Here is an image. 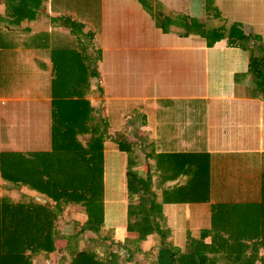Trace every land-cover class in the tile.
Instances as JSON below:
<instances>
[{"label":"crops","instance_id":"0c3cea01","mask_svg":"<svg viewBox=\"0 0 264 264\" xmlns=\"http://www.w3.org/2000/svg\"><path fill=\"white\" fill-rule=\"evenodd\" d=\"M13 1L16 14V4L0 0V167L21 168L22 155L34 168L54 155L56 110L69 121L59 124L65 155L76 156V143L104 142L103 261L116 253L117 264H152L168 244L178 264L189 232L214 216L244 263L264 264V0ZM66 48L79 53L69 60ZM80 60L85 66H75ZM198 121L205 151L183 140L186 130L198 135ZM246 157L258 164L253 176ZM150 166L145 181L131 172ZM189 166L196 177L183 175ZM16 184L20 194L38 193ZM217 201L227 213L213 212ZM65 227L57 236L73 240L78 229ZM70 253H52L51 264H79ZM156 257L166 264L165 252Z\"/></svg>","mask_w":264,"mask_h":264},{"label":"trees","instance_id":"16d2710c","mask_svg":"<svg viewBox=\"0 0 264 264\" xmlns=\"http://www.w3.org/2000/svg\"><path fill=\"white\" fill-rule=\"evenodd\" d=\"M96 4L97 7L92 12L95 13L94 16L100 10L99 3L96 2ZM12 7L14 8L13 14H16L19 5H12ZM5 19V17H0V22L5 21ZM98 26L97 23L94 24L95 29H98ZM4 32L3 30L0 31V35H3ZM73 48H66L69 52V60L70 53H79L77 50L74 52L75 49ZM4 55L5 53H2V56ZM75 66H85L84 61L80 60L78 64L76 62ZM53 113L52 130L56 133L53 137L55 139L54 155L40 153L44 155L39 157L41 160H38V166H34L35 169L30 168L31 163L27 164L28 159L23 158L22 155L15 156L17 162L21 163V168H15L6 161H3L4 164L0 167L2 177L6 181L5 186H0V264H37L34 257L38 259L49 257L51 259L53 253L55 257L62 258V254L69 251H71L70 254L73 255L74 259L79 260V264H117L116 253H112L108 260L103 261L99 251L108 238V234H110L108 228L105 227L104 142L96 141L94 147L91 143L87 147H82L76 143V156L65 155L63 147L66 145V139L62 138L60 125L64 126L69 121H60L57 111L54 110ZM76 114L77 118L81 119L80 122L83 123L80 129L87 130L88 117L84 112H77ZM157 122L160 124L159 118ZM194 124L197 126L198 135L189 139L191 131L186 130L183 133V140L192 143L194 150L201 145L202 150L205 151V137L201 134L202 123L199 124L198 121ZM189 126L190 123L187 127ZM165 128L164 125L156 126L158 132ZM192 140H196L197 143ZM148 147L151 154L155 143H149ZM119 149L123 150L122 148ZM187 155L183 152L184 160H186ZM193 156L194 154L190 155V160ZM197 156L200 158V164L205 165L207 161L203 158L204 155L198 154ZM36 158L38 159V157ZM220 167H223V164L219 165L218 169L222 174ZM151 170L150 166L147 171L133 169L131 172L136 173L137 178L145 181ZM190 171H193L192 177H196L198 171L190 170V166L184 170L183 175L188 177ZM31 178L33 180H30ZM129 179L131 177H127V180ZM18 181L30 185L32 189L50 200V203L46 205L22 200L23 196L18 192L19 187L16 184ZM220 185L222 186L221 182ZM222 202H216L214 213L228 210V206ZM76 207L83 208L86 213V220L82 224L77 220ZM234 210V204H231L230 211L233 212ZM209 222L210 227L189 232L183 245L182 254L178 258L180 264H200L203 259L206 260V264H250L248 260L244 263L242 258H239L238 249L235 245L226 242L228 237L218 229L222 224L215 223L214 216H211ZM60 223L73 225L75 232L78 229L72 237L73 240L63 235L57 236L59 235L57 234V227ZM207 237L211 238L210 243L205 241ZM76 247H82V249H76ZM160 252L166 253V264H177L175 255L178 251L168 244L157 248L152 264H160L156 257ZM263 260L264 257H261V261Z\"/></svg>","mask_w":264,"mask_h":264},{"label":"rangeland","instance_id":"374dc122","mask_svg":"<svg viewBox=\"0 0 264 264\" xmlns=\"http://www.w3.org/2000/svg\"><path fill=\"white\" fill-rule=\"evenodd\" d=\"M6 1V4H18L19 6H20V3H18V2H14L13 0H5ZM5 18H7V15L5 16ZM91 20H93V18L91 19ZM261 69V68H260ZM262 74H264V73H262ZM256 77H259V76H256ZM264 78V77H263ZM259 80V79H258ZM260 81V80H259ZM110 120L111 121H113V122H117L118 121V117H117V115H115V116H111V118H110ZM120 123V122H119ZM256 155H254L253 157H255ZM247 158V157H246ZM258 166V164H257V162H256V160L254 159V158H252V157H248L247 158V164H245L243 167H245V173H247V175H254L256 172H255V170L253 171L252 169V167L253 166ZM256 166V167H257ZM255 167V168H256ZM259 168V167H258ZM249 170V171H248ZM251 173V174H250ZM27 188V187H26ZM29 190V189H28ZM29 191H31V190H29ZM29 191H24V193L22 194V196H23V199L21 198V197H19L20 199H22V200H25V201H34V202H36V200H34V198H38L39 196L38 195H36V194H38V193H30ZM40 194V193H39ZM38 201L39 202H44V201H41V200H39V198H38ZM43 204H46L47 205V203H43ZM75 210L77 211V220H78V222L79 223H81V222H83L84 221V209L83 208H80V207H76L75 208ZM228 212V210H226V213ZM68 224H66V223H60L59 225H58V229H59V232H60V234L62 233H64L65 231H67V228L65 227V226H67ZM143 231H146V230H143ZM64 234H66V233H64ZM150 257H151V255H150ZM263 257V256H262ZM56 258H58V257H56ZM34 259L37 261V264H51V262H52V260L49 258V257H47L46 259L45 258H40V259H38V258H36V257H34ZM61 259V258H60ZM203 264V263H202Z\"/></svg>","mask_w":264,"mask_h":264},{"label":"built area","instance_id":"2783aa9c","mask_svg":"<svg viewBox=\"0 0 264 264\" xmlns=\"http://www.w3.org/2000/svg\"><path fill=\"white\" fill-rule=\"evenodd\" d=\"M83 58H85V57H83ZM262 97L264 98V94L262 95Z\"/></svg>","mask_w":264,"mask_h":264},{"label":"clouds","instance_id":"9594fccd","mask_svg":"<svg viewBox=\"0 0 264 264\" xmlns=\"http://www.w3.org/2000/svg\"><path fill=\"white\" fill-rule=\"evenodd\" d=\"M85 57V56H84ZM83 59H86V57L85 58H83Z\"/></svg>","mask_w":264,"mask_h":264}]
</instances>
